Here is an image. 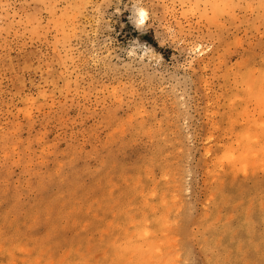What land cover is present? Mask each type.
I'll use <instances>...</instances> for the list:
<instances>
[{
    "label": "rangeland",
    "instance_id": "1",
    "mask_svg": "<svg viewBox=\"0 0 264 264\" xmlns=\"http://www.w3.org/2000/svg\"><path fill=\"white\" fill-rule=\"evenodd\" d=\"M263 90L264 0H0V264H264Z\"/></svg>",
    "mask_w": 264,
    "mask_h": 264
},
{
    "label": "bare ground",
    "instance_id": "2",
    "mask_svg": "<svg viewBox=\"0 0 264 264\" xmlns=\"http://www.w3.org/2000/svg\"><path fill=\"white\" fill-rule=\"evenodd\" d=\"M211 4H213L212 2H211ZM210 6V5H209ZM212 6V5H211ZM226 6V5H225ZM212 8H215L214 6H212ZM229 8V7H228ZM204 9V8H203ZM207 10V9H206ZM224 11H225V8L223 9ZM233 11V10H232ZM141 12H143L145 15L143 16V17H141V18H143V19H145L146 18V11L145 10H143V9H141V10H139V13L141 14ZM204 12V11H203ZM222 12V11H221ZM226 12V11H225ZM227 13V12H226ZM200 14V13H199ZM222 14H223V12H222ZM228 14H229V12H228ZM209 16V15H208ZM235 16V15H234ZM237 17V16H236ZM260 86V85H259ZM264 91V90H263ZM257 93V92H256ZM247 152V151H246ZM173 249V248H172ZM168 251V250H167ZM169 253V252H168ZM165 258H167V257H165ZM163 260H165L164 258H163ZM165 262H167V260L165 261ZM162 264V263H161Z\"/></svg>",
    "mask_w": 264,
    "mask_h": 264
},
{
    "label": "snow or ice",
    "instance_id": "3",
    "mask_svg": "<svg viewBox=\"0 0 264 264\" xmlns=\"http://www.w3.org/2000/svg\"><path fill=\"white\" fill-rule=\"evenodd\" d=\"M140 15H141V17H143L145 14L143 12H141ZM141 22H143V20H141Z\"/></svg>",
    "mask_w": 264,
    "mask_h": 264
}]
</instances>
